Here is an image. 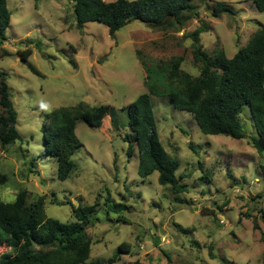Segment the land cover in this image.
Returning a JSON list of instances; mask_svg holds the SVG:
<instances>
[{
    "label": "rangeland",
    "instance_id": "obj_1",
    "mask_svg": "<svg viewBox=\"0 0 264 264\" xmlns=\"http://www.w3.org/2000/svg\"><path fill=\"white\" fill-rule=\"evenodd\" d=\"M218 2L230 13L214 16ZM73 4L7 0L11 16L5 40L0 37V71L7 74L22 141L0 146V200L12 202L21 190L27 204L43 197L46 217L62 223L74 221L72 208L95 205L98 222L85 226L87 262L108 264L125 243L128 252L112 264H264V154L250 145L255 132L247 106L240 116L246 138L235 140L202 134L189 112L149 94L159 141L178 161L175 175L186 186L183 193L160 186L157 172L145 180L138 176L136 146L131 157L126 154L123 136L129 131L122 110L148 92L146 74L157 81L158 91L177 81L172 64L180 62L181 70L198 75L196 48L188 37L194 30L207 28L197 43L205 57L220 49L232 57L264 27V11L248 0H193L196 18L182 25L154 28L131 21L110 36L98 22L77 30ZM27 49L31 53L23 62L20 53ZM80 103L109 111L99 128L76 122L82 146L61 181L55 160L40 154L41 131L48 114ZM107 194L119 204L114 211L105 204ZM6 252L9 248L0 246V255Z\"/></svg>",
    "mask_w": 264,
    "mask_h": 264
},
{
    "label": "trees",
    "instance_id": "obj_2",
    "mask_svg": "<svg viewBox=\"0 0 264 264\" xmlns=\"http://www.w3.org/2000/svg\"><path fill=\"white\" fill-rule=\"evenodd\" d=\"M192 1L74 0V24L80 31L85 23L98 22L107 28L110 36H114L131 21H140L154 28L175 27L196 18ZM248 1L259 11H264V0ZM220 13H230V10L218 2L213 15L218 16ZM10 16L7 0H0L2 41L5 40L4 31L10 23ZM206 31L205 27L198 28L188 35L196 48L197 76H190L181 70L180 62L172 64L171 76L177 81L172 82L173 86L167 84L166 89L158 91L157 81L153 80L154 83L146 74L148 92L138 95L122 109L126 110V127L129 131L123 136L127 144L126 154L131 157L136 146L138 176L145 180L157 172L158 184L170 187L174 193L185 192L186 186L180 184L175 175L178 161L165 151L159 141L149 94L167 97L175 108L189 112L202 134L221 135L235 140L246 138L240 116L247 106L256 135L250 138V145L257 153L264 154V27L256 30L247 44L232 57H227L225 51L220 49L211 59L204 56L197 44L199 34ZM30 53L28 49L21 52V60L26 62ZM27 67L33 75H39L30 64ZM0 109V146L21 142L7 74L2 71ZM108 111V107L103 105L89 107L80 103L74 107L56 109L47 115L48 124L41 131L40 154L55 160L57 179L62 181L69 177L74 167L71 156L82 146L75 134L76 122L83 121L99 128ZM261 175L264 179V167H261ZM26 197L27 192L21 190L12 202L0 200V246L9 248V252L0 255V264H102L99 261L87 262L90 244L85 237V226L98 222L95 205L72 208L74 221L62 223L46 217L43 197H38L31 204H27ZM105 204L110 211L119 207L109 194ZM36 247L40 250H36ZM125 252H128V245L119 244L113 257L107 260L108 264L117 261L119 255ZM208 252L213 259L211 246Z\"/></svg>",
    "mask_w": 264,
    "mask_h": 264
},
{
    "label": "clouds",
    "instance_id": "obj_3",
    "mask_svg": "<svg viewBox=\"0 0 264 264\" xmlns=\"http://www.w3.org/2000/svg\"><path fill=\"white\" fill-rule=\"evenodd\" d=\"M41 108H43V109H48L49 108V105L48 104H46V103H41Z\"/></svg>",
    "mask_w": 264,
    "mask_h": 264
}]
</instances>
